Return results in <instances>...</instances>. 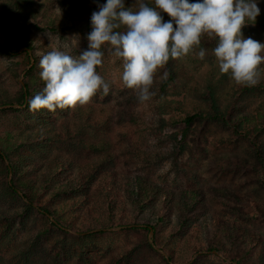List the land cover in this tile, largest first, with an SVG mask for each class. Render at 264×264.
<instances>
[{
    "label": "rangeland",
    "instance_id": "rangeland-1",
    "mask_svg": "<svg viewBox=\"0 0 264 264\" xmlns=\"http://www.w3.org/2000/svg\"><path fill=\"white\" fill-rule=\"evenodd\" d=\"M23 1L0 0V45L13 39L15 44L28 41L33 46L32 50L20 47L12 55L0 53V101L4 94L13 96L19 91L34 62L30 83L35 88L34 95L42 91L45 82L38 66L41 55L60 48L78 57L87 49V35L92 30L91 14H73L70 20L66 0ZM89 1L73 0L83 5ZM62 3L66 10L61 8ZM125 6L133 10L138 7L135 0H125ZM258 6L261 14L256 21H264V0H258ZM163 15L167 20V14ZM48 23L56 29L35 28ZM65 26L69 28L62 30ZM242 32L245 37L264 42V31L255 23L245 26ZM216 44L217 40L204 37L192 53L172 58L170 67L166 64L159 68L151 86L154 95L143 103L138 101L135 90L124 86L122 61L105 45L97 72L110 86L108 95L100 89L85 105L46 109L49 125L40 129L32 110L0 113V132L9 138L0 143L12 159L28 158L30 154L36 157L32 146L39 142L36 134L40 130L48 136L41 139L51 138L50 155L63 164L57 165L56 175L42 176L43 167L30 168L36 159L28 158L24 161L27 169L19 168L12 174L4 170L0 159V264H166L162 256L168 255L153 242L152 232L122 231L126 226L120 225L148 222L158 216H162L159 223L164 229L158 243L163 242L160 238L166 232L176 230L171 243L175 260L169 264H236L225 249H205V242L211 244L207 238L214 237L217 221L239 225L246 234L264 241V215L253 209L256 204L264 212V157L261 160L253 141L233 126L242 121L246 130L256 115L264 112V89L244 93L243 84L236 83L230 73H221L213 52ZM200 48L206 50L203 60L197 58ZM26 57H31L29 64ZM258 72V81L264 80V63L258 66ZM8 105L0 104V110L19 107ZM215 106L223 120L203 118L191 126L181 121L187 113L211 112ZM22 141L26 143L19 146ZM260 142L264 154V134ZM24 163L18 161L17 166ZM95 166L99 168L98 178L88 181ZM12 178L17 186L20 182L27 184L26 190L33 189L35 201L23 198L19 189V194L14 192L8 185ZM139 179L152 182V192H157L150 199L144 197L147 201L142 207L134 204L126 192L128 181ZM62 183L64 194L57 197L58 210L60 205L71 202V189L81 186L79 195L88 199L90 215L83 220L79 213L78 221L92 230L55 228L49 216L39 210L46 197L42 185L53 184L56 189ZM184 194L203 202L202 212L185 228L179 226L180 218L187 216ZM230 195L228 208L215 203L217 197ZM63 213L66 218L75 214L69 206ZM98 231L102 233L85 236ZM198 232L204 240L194 238ZM248 248L242 241L237 249L230 246L229 254ZM259 257L264 264V253L252 247L245 263L258 264Z\"/></svg>",
    "mask_w": 264,
    "mask_h": 264
},
{
    "label": "clouds",
    "instance_id": "clouds-1",
    "mask_svg": "<svg viewBox=\"0 0 264 264\" xmlns=\"http://www.w3.org/2000/svg\"><path fill=\"white\" fill-rule=\"evenodd\" d=\"M135 2L136 10L126 7L125 0L98 3L99 10L90 17L88 47L78 57L60 48L41 55L38 66L45 86L28 101L30 109L55 111L85 105L100 89L108 95L110 86L97 72L105 45L122 61L121 80L125 87L136 91L141 103L154 95L151 86L157 70L170 58L192 53L204 37L217 40L213 52L221 73H230L238 84L258 83V66L264 63V42L245 37L242 32L261 14L258 0ZM205 55L206 50L200 48L197 58L203 60Z\"/></svg>",
    "mask_w": 264,
    "mask_h": 264
},
{
    "label": "trees",
    "instance_id": "trees-1",
    "mask_svg": "<svg viewBox=\"0 0 264 264\" xmlns=\"http://www.w3.org/2000/svg\"><path fill=\"white\" fill-rule=\"evenodd\" d=\"M12 1L15 3L17 1L22 2V0H12ZM23 2L28 3L29 0H24ZM98 3L103 4V0H91V1H89V3H87L85 5H83L79 2L74 3L73 0H66L65 1V5L70 8V13L68 14L70 20H72L74 18L73 14H77V13L81 14L83 12H85L87 14H92L93 11H98L99 10L98 6H97ZM41 7L43 9L45 8L44 5H41ZM61 8L63 10H66L64 3L61 4ZM40 10H42V9H40ZM167 19H169L168 16H167ZM46 25L47 26H44L43 28L36 25L35 28H37V29L47 28L49 31H54L56 29V26L53 23H48ZM255 25L264 31V21H255ZM65 28H69V26H65L64 28H61V29L65 30ZM20 47H25V48L30 49V50L33 49L32 44L28 41H24V42H20V43L15 44L13 39H9L4 45H0V53H3L5 55H12V54L17 53V51ZM26 59H27V64H29V62L31 61V57H26ZM171 60H172V58H170L169 61L167 62L169 67H170ZM34 68H36V62H34V65H32L27 70V72L25 73L19 91L13 96H11L7 93L4 94V96L2 98L3 100L0 101V104H2V105L9 104L12 106L13 104H17L19 107L18 108L10 107L7 109H1L0 113H4L7 111H22L25 109L32 110V109H30V107L28 105V101L34 96L33 92L35 91V88H33L31 83H30L33 79L32 71L34 70ZM171 77H173V75H171ZM260 88L264 89V80L258 81V83H256L255 85H252V86H247V85L243 84L241 91L242 92L244 91V93H246V92L254 91L255 89H260ZM45 110L46 109H39V110L30 111V112L34 113L31 115L34 116L35 121H37V123H39V124H37L38 129H40L42 127H47L49 125L48 121L50 119V114H45V112H44ZM61 112L64 113L65 110H62ZM32 116H31L30 120H32ZM203 118L222 119L223 120V116L221 115V113L219 112L217 107L215 106L211 109V112L198 110L196 112L187 113L181 121L186 126H191L194 122H196L198 120H203ZM253 123L246 130H244V126H243L242 121L235 122L233 124V126L235 127V130L237 132H243L244 134H246L248 136V138H250L253 141V144L256 147V151L258 152V156L262 160L263 159L262 155L264 157V154L261 152L260 138H261L262 134H264V112L258 113V115H256L255 120H253ZM5 134H7V133H5ZM5 134H2L0 132V141L1 140H3V141L9 140L8 134L6 135L5 139H1L2 135H5ZM36 135L38 137L39 142H37L36 144H34L32 146V150L35 151L36 157L32 158L31 154L28 157V158H30L31 161L35 160V159L36 160L34 161V163L30 164V168L39 169L40 167H43L44 172L42 173V176L47 175V174L50 176H54V175H56L54 170L56 169L57 165H59V164L63 165V164H62V162H59V160H57V158L50 155L49 147H50L51 138L41 139L44 137H48L46 135V131H40L39 130V131H37ZM25 143L26 142L22 141V142H20L19 146H21ZM259 150H260V152H259ZM28 158L22 157V158L12 159L9 156L8 152L6 150H4V148H2L1 143H0V159L3 163V168L7 173L14 174L15 172H17V170L19 168L27 169V166L25 165L24 161ZM6 161H8V162L6 163ZM18 161H20L21 163H24V164H21V166L18 167L17 166ZM98 170H99L98 166H95L94 170L91 172V174L87 180L88 181L96 180L98 178L97 174H99ZM48 182H49V180H48ZM17 183L15 182L14 178H12L8 182V185L17 194H19V192H18L19 190L23 191L22 192L23 194L21 195L23 198L26 197L31 202H32V199L35 201L33 195H36V194L32 193L34 190L33 189L26 190L27 184H25V185L20 184V182H19V186H17ZM51 185L53 186V184L42 185V193L44 192V190H46L45 191L46 197H45V200L39 206V210L43 214H45L46 216H49L50 224L52 226H54L55 228H59L61 230H63L64 227L75 228L77 231H86V230L90 231V230H92L93 228H89L88 226L84 227V224L83 223L79 224V221H78L79 213L81 214V216L83 215L82 216L83 220H88L89 219L88 216L90 215V208L87 205L88 199L85 197L82 198V196L79 195L80 190H82L81 186L80 187H74L71 189L72 194L69 196L70 198H72L71 202H69V203L67 202V204L60 205L61 206V208L59 209L61 211L60 212L58 210V206L56 204V201H57V197L59 198L60 195L64 194L62 192V190L64 188V184L62 183L56 189H54ZM86 188H88L87 185H85L84 190H86ZM126 192H127L128 197L132 199L134 204L138 205L139 207L140 206L142 207L144 204H146L147 200H144V197L146 199H150L153 194L155 195L157 193L156 191L152 192V182L145 183L141 179H139V181L137 180L136 182L129 180L127 183ZM185 194L183 196V210L185 213H187V216L184 215L179 220V226H181L183 228L187 227L190 222L194 221L193 218L202 212L201 208L203 207V202L201 201V199H199L198 197H193L192 195H189V197H187ZM231 200H232L231 195L225 196V197L224 196L223 197H217L215 203L221 204V205L225 206L226 208H228L230 206ZM200 202H202V203L200 204ZM67 206L72 207L74 209V212H75V214H72L68 218L63 216L64 215L63 211H64V209H66ZM107 207L109 209L113 208L111 203H109L107 205ZM253 209L256 211V213H258L262 216L264 215V212H262L258 208V206H256V204L253 205ZM161 220H162V216H158L156 219H152L151 221H148V222L142 221V222H135L134 224H130V222H129L127 224L126 223H120V225L126 226L125 228L122 229V231L143 230V231H146L147 233L152 232L153 233V242L156 245H158L159 248L162 249L168 255L167 258L162 256V259L166 262V264H169L168 262H172L175 260L174 259L175 258V253H174L175 247H172L171 243L173 242V238L175 237V231L176 230L172 231V232H166L164 234V238H162V237L160 238V241L164 239L163 242L158 243V241H159L158 239L160 237V234H163V232H164L163 227H161V224L159 223V221H161ZM214 221L216 223L217 220L214 219ZM68 222H70V225L67 224ZM110 224H112V223H110ZM216 224L217 225L213 228L214 237L212 238L210 235H208V238H207V240L209 241L208 243H211V244L207 245V243L204 241L206 244V248H205L206 250L211 251V252H213V251L224 252V249H225L228 257L231 259V261H234V262L236 261L237 262L236 264H246L245 263L246 258L248 257L249 251L252 247L254 248L257 246V248H259V251L261 252V254L264 253V241L259 240V238L254 236V235L246 234L244 232V230L239 225H235L234 223H219V221H217ZM101 233L102 232L98 231L95 233L87 234L85 236H95V235L101 234ZM178 233H183V232H178ZM194 238H200L202 240L205 239V238H203V236L199 232L194 235ZM220 238L222 239V243L220 242ZM242 241H244V243L248 244L250 246V248H248L245 251L239 252V254H236L235 253L236 251L232 252V254L230 255L229 254V247L232 246L234 249H237L239 247V244ZM146 244L150 248L152 247V245L149 243L148 240H146ZM195 251H197V250H195ZM263 263H264V259H263ZM258 264H262V257H259Z\"/></svg>",
    "mask_w": 264,
    "mask_h": 264
}]
</instances>
